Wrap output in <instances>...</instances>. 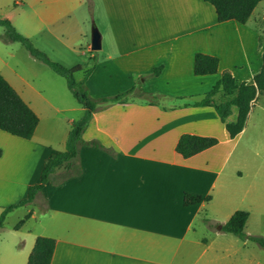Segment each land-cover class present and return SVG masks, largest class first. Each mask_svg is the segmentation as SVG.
<instances>
[{"label": "crops", "instance_id": "1", "mask_svg": "<svg viewBox=\"0 0 264 264\" xmlns=\"http://www.w3.org/2000/svg\"><path fill=\"white\" fill-rule=\"evenodd\" d=\"M14 3L19 9L0 18L50 60L67 68L94 65L85 80L91 97L135 89L124 103L94 112L82 135L115 155L81 145L80 175L65 178V165L57 167L32 202L6 214L0 264H26L37 236L55 239L50 264H264L263 247L222 229L236 210L248 212L244 232L252 215L264 211V95L251 102L234 138L212 106L194 104L225 70L238 82L253 83L262 65L263 31L251 29L249 19L219 22L205 0ZM91 17L101 35L95 53ZM6 41L0 74L38 124L30 139L0 130V214L28 197L84 112L65 78L20 42ZM198 52L219 58L216 73L194 74ZM141 76L147 77L139 82ZM183 133L213 136L218 143L185 158L175 150ZM186 193L202 199L184 204ZM23 206V216L6 229V218Z\"/></svg>", "mask_w": 264, "mask_h": 264}, {"label": "trees", "instance_id": "2", "mask_svg": "<svg viewBox=\"0 0 264 264\" xmlns=\"http://www.w3.org/2000/svg\"><path fill=\"white\" fill-rule=\"evenodd\" d=\"M213 5L219 22L227 20H236L239 23H246L252 11L262 0H205ZM0 25L5 28L4 38L10 41L20 42L29 53L47 64L57 74L67 80V86L73 97L82 106L84 112L80 118L72 121L71 129L66 141V147L63 152L51 155L40 175V181L31 185L28 189V197L21 200L16 205L6 207L0 214V228L3 225L6 214L17 206L30 203L35 196L42 190L43 186L50 180L55 169L65 165L67 172L66 177L77 176L81 174V167L78 163L79 148L83 144L105 150L111 155L115 151L106 147L98 140L85 142L83 132L94 112L103 107L124 103L128 96L134 91L135 86L124 91H120L111 96L93 98L90 96L85 85V80L94 68V65L84 70L83 78L76 81L73 74L82 72L80 65L67 68L61 64L50 60L47 55L35 48L30 39L19 33L5 18H0ZM262 65L260 71L254 76L253 83L245 81L238 82L234 79L229 71H223L219 79L207 91L195 105L212 106L219 119L224 124L230 138H234L244 127L251 102L261 94H264V49L262 52ZM219 58L217 56L207 55L198 52L194 56L193 72L195 75L214 74L218 70ZM161 66L154 69L152 75H158ZM147 76L139 77V82L146 79ZM221 95L220 101L215 100L216 95ZM233 111H235L233 116ZM38 124V117L34 111L22 100L13 87L0 74V130L10 133L11 135L30 139ZM218 143V139L213 136H201L189 133H183L175 146L177 153L183 157H190ZM209 197H205L207 200ZM200 195L186 193L183 198L184 204H192L201 201ZM248 217V212L236 210L231 217L222 225L225 232L234 234L241 240H250L264 248V236L248 235L244 232V225ZM22 223L19 222L17 226ZM55 248V239L45 236H37L28 256L26 264H50L53 251Z\"/></svg>", "mask_w": 264, "mask_h": 264}, {"label": "rangeland", "instance_id": "3", "mask_svg": "<svg viewBox=\"0 0 264 264\" xmlns=\"http://www.w3.org/2000/svg\"><path fill=\"white\" fill-rule=\"evenodd\" d=\"M14 2H15V0H0V16H1V14H3L4 11H6L8 9H10V10H14V8L15 9H19L18 6H16ZM90 21H91V25H89V34H88L89 38L91 37L92 28L96 27L95 25H92V22H93L92 17H91ZM248 21H249L248 25H249V27L251 29H256V26H258L263 31L262 32L263 34L261 35L262 42H260V46H264V0L260 1L257 4V6L254 8L251 16L249 17ZM4 34H5V28L0 25V47L2 48V50L4 52H7V49H8V47L10 45H8V44L6 45L5 42H7V41L4 39ZM84 46H86V45H84ZM84 46H83V48H86ZM263 49H264V47H263ZM92 52L95 53L96 51H92ZM87 68L88 67H85L82 72H76V73L73 74V77L75 78L76 81H78V80L83 78L84 70L86 71ZM63 78H65V77H63ZM65 80H66V78H65ZM66 82H67V80H66ZM262 95H264V94H262ZM133 97L137 98L135 96H133ZM145 98H149V97L145 96ZM215 99H216V101H220L222 99V96L220 94L216 95ZM75 100H73V101H75ZM79 116L81 117L82 115H79ZM80 117H78V118H80ZM229 163H231V162H229ZM227 165H230V164L227 163ZM37 204L42 207V205H41L42 203L40 201H37ZM32 208L34 209L35 214L39 218L40 217V213H39L40 209L36 208L35 206H33ZM25 209H26V206L18 208L17 210H15V212H13L11 215H9L6 218L5 223H4L6 229H9L10 226H12L16 222V220H18V218L23 216V212L25 211ZM34 224H35V220H30L29 222H27V225L29 227L34 226ZM249 232H251V234H248ZM245 233L248 234V235L264 236V211L258 212L256 214L254 213V215H252V217L250 218L249 222L246 224ZM231 237H235V236H231Z\"/></svg>", "mask_w": 264, "mask_h": 264}, {"label": "water", "instance_id": "4", "mask_svg": "<svg viewBox=\"0 0 264 264\" xmlns=\"http://www.w3.org/2000/svg\"><path fill=\"white\" fill-rule=\"evenodd\" d=\"M91 50H99L101 48V35L97 28L93 27L91 30Z\"/></svg>", "mask_w": 264, "mask_h": 264}]
</instances>
